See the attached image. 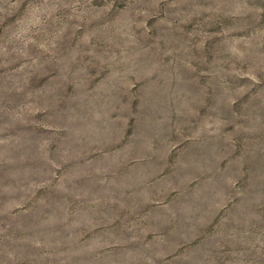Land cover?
Wrapping results in <instances>:
<instances>
[{"label": "rangeland", "instance_id": "1", "mask_svg": "<svg viewBox=\"0 0 264 264\" xmlns=\"http://www.w3.org/2000/svg\"><path fill=\"white\" fill-rule=\"evenodd\" d=\"M0 264H264V0H0Z\"/></svg>", "mask_w": 264, "mask_h": 264}]
</instances>
